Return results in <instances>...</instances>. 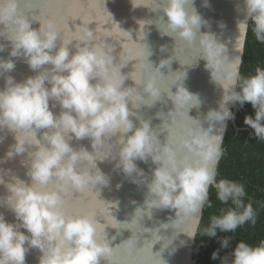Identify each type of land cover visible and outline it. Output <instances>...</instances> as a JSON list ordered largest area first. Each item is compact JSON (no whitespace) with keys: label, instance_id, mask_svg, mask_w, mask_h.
<instances>
[{"label":"clouds","instance_id":"obj_1","mask_svg":"<svg viewBox=\"0 0 264 264\" xmlns=\"http://www.w3.org/2000/svg\"><path fill=\"white\" fill-rule=\"evenodd\" d=\"M20 2L0 0V37L10 42L9 55L22 56L35 74L17 81L4 75L15 68L14 61L0 59V75H4L5 81L0 89V130L14 134L15 143L10 145L7 156L27 152L26 175L31 177V183L18 177L7 182L0 178V184L7 188L0 205L15 216L13 223L0 213V264H25V254L30 248L42 253L38 264H100L102 259L113 264L114 248L106 235L99 236L100 226L94 215L69 213L64 194L69 189L84 192L109 184V177L96 166L95 151L117 133L115 167L134 183L147 187L145 208H137L131 221L123 222L124 228L133 232L143 216H137L138 210L143 214L147 209L150 217L153 208L174 209L175 216L169 217V221L179 223L198 217L205 205L212 206L210 187L215 188L221 204L228 206L210 217L201 234L217 237L218 231L235 232L248 222L256 223L251 202L243 199L244 185L218 180L217 164L223 155L225 122L234 119L227 102L251 103L255 115H245L244 123L254 130L257 139L264 140V68L257 66L254 74L242 76L241 58H229L227 45L215 34L200 32L202 25L209 26V21L196 10L194 0H154V11L163 13L154 23L162 35L178 37L195 49L196 57L205 60L211 80L224 90L218 108H209L206 114L197 117L190 116L189 109L199 107L202 102L198 93L184 84L186 69L169 70L167 88L161 87L165 77L160 69L165 66L171 69L169 57L153 67L148 59L151 55L148 45L141 47L129 61L146 63L141 64L138 76L131 77L134 84L125 86L128 75L121 68L127 63L118 64L112 49L83 38L75 45L76 50L70 52L69 45L60 40L58 23L45 19L38 30L32 28V20L20 8ZM204 3L208 6V0ZM244 5L245 18L237 22L236 40L242 41L246 36L250 19L255 39L264 43V0H244ZM220 26H224L223 22ZM91 35L87 33L86 37ZM4 48L0 44V51ZM160 50L167 49L162 45ZM173 85L175 92L170 90ZM141 90L148 94L147 98ZM162 92L167 93L172 103L167 120L159 129L140 117L135 125L130 119L129 102L133 104L135 100V107L141 104L151 107L161 100ZM50 100L53 106L59 104L58 115L50 109ZM217 124L221 127L214 131ZM37 129H47L40 139L36 136ZM165 130L167 135L162 140L160 132ZM73 137L90 138L93 151L74 147L70 143ZM149 158L156 165L151 179L136 163L138 159L147 162ZM186 234L189 238L195 236ZM173 239L164 248L173 246ZM230 241V236L221 237V248H228ZM122 244L128 255L137 257L136 264H167L160 252L153 253L152 245L148 252L141 253L132 235ZM171 249L174 251L175 247ZM211 258H219L220 264H264V240L257 245L241 240L231 252L221 257L217 249Z\"/></svg>","mask_w":264,"mask_h":264},{"label":"water","instance_id":"obj_2","mask_svg":"<svg viewBox=\"0 0 264 264\" xmlns=\"http://www.w3.org/2000/svg\"><path fill=\"white\" fill-rule=\"evenodd\" d=\"M194 6L201 16L209 21V26L202 25L200 32L210 31L215 34L218 40L227 45L229 58L239 56L241 58L240 72L249 31L248 28L242 41L236 40L239 35L237 22L245 18L244 0H208V6H205L204 0H194ZM20 8L32 20L31 27L34 29L38 30L40 22L45 19L55 20L60 28V40L69 45L70 52L76 50L75 45L81 43L83 38L112 49L118 64L127 63L121 68V72L128 75L124 81L125 86L134 84L131 77L138 76L142 72L141 64L146 63L141 60L129 61L130 57L147 44L151 52L148 59L153 67L159 65L162 58L169 57V60H172L171 69L167 66L160 69L165 77L161 80L162 88H167L169 70H187L184 84L190 91L198 93L202 102L199 107L194 106L189 109L190 116L197 117L198 114L203 116L209 108L219 106V101L224 95L223 88L211 80L204 66L205 60L196 57L198 52L195 49L190 48L178 37L161 34L154 22L163 13L154 11L156 8L154 0H27V3L21 0ZM220 22H223V27L220 26ZM248 23L250 26V19ZM87 33H91V37H86ZM60 40L57 41L58 45ZM0 44L5 45L4 50L0 51V59H12L15 63V68L4 75H11L20 81L35 74L22 56L9 55L11 44L6 38L0 37ZM162 45L166 47V51L161 52ZM50 67L51 65H44V68ZM4 75H0V89L5 86ZM92 82L95 83V81ZM170 90L175 92V86H171ZM141 94L147 98V93L141 90ZM53 104L54 102L50 100V109L54 115H58L61 108L58 103H55V106ZM128 107L132 113L130 119L135 125L139 124L138 117H140L150 120L152 126L159 129L167 120V112L172 107V103L167 93L162 92L161 100L151 107L144 104L135 107V100L133 104L130 101ZM227 107L234 113L235 119L237 112L244 107V104L231 101L227 102ZM229 123L230 120L225 122L222 133L223 143ZM220 127L221 125L217 124L214 131H218ZM45 131L47 129H37V138L40 139ZM166 135V130L160 132L162 140ZM118 136L119 133L106 139L104 144L98 146L95 151L98 158L95 161L96 166L109 177V184L84 192L69 189L64 194L66 210L74 215L83 213L94 215L100 226L99 236L103 238L106 235L110 246L114 248L113 264H136L137 257L128 255L122 244L131 235L132 239L137 241L136 246L141 253L148 252L152 245L153 253L158 252L157 255H159L160 252L167 264H200L194 256V247L204 207L198 217L184 223L169 221V217L175 216L174 209L153 208L150 210V217L147 209L143 214L138 210L137 216H143L139 224H135L133 232L124 228L126 225L123 222H130L137 208H145L147 187L144 184L134 183L120 168L115 167L118 159L115 156L119 148ZM14 143V134L11 131L0 130V178L7 182L18 177L26 183H31V177L26 175L27 152L7 156L10 145ZM70 143L76 148L83 146L88 151H93L90 138L76 140L73 137ZM107 155L110 156L104 159ZM221 159L222 157L219 162ZM136 163L151 179L152 169L156 167L151 159L149 158L147 162L138 159ZM6 195L5 184H0V198ZM0 213H3L6 221L15 222L14 213L6 206L0 205ZM162 224H169V226L163 228ZM21 231L26 230L21 229ZM184 232L194 233L195 236L189 238ZM172 239L174 245L164 248ZM182 240L183 244H181ZM172 247H175L174 251H171ZM41 255L39 249L30 248L25 254V264H38ZM100 264H107V261L102 259Z\"/></svg>","mask_w":264,"mask_h":264},{"label":"trees","instance_id":"obj_3","mask_svg":"<svg viewBox=\"0 0 264 264\" xmlns=\"http://www.w3.org/2000/svg\"><path fill=\"white\" fill-rule=\"evenodd\" d=\"M251 23L247 35L244 58L240 70L242 76L254 74L255 68H264V43L258 42L251 31ZM235 119H231L223 143L224 151L218 165L217 179H228L242 183L245 187V202H251L256 213V223L248 222L238 227L235 232L217 233V237L201 234L204 227L210 222L212 215H218L223 205L216 197L215 188L209 191V200L212 206H204L201 225L196 235L194 256L200 264H220L219 258L213 260V251L219 249L222 257L231 252L239 241L250 245H257L264 240V140H259L254 130L244 123L245 115L254 117L255 110L250 102H244ZM230 203V202H229ZM230 236L228 248H221L220 238Z\"/></svg>","mask_w":264,"mask_h":264}]
</instances>
